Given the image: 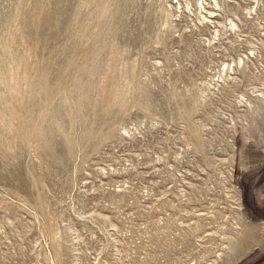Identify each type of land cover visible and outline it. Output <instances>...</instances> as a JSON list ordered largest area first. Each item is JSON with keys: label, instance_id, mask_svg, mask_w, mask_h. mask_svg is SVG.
Returning a JSON list of instances; mask_svg holds the SVG:
<instances>
[{"label": "rangeland", "instance_id": "1", "mask_svg": "<svg viewBox=\"0 0 264 264\" xmlns=\"http://www.w3.org/2000/svg\"><path fill=\"white\" fill-rule=\"evenodd\" d=\"M0 264H264V0H0Z\"/></svg>", "mask_w": 264, "mask_h": 264}]
</instances>
